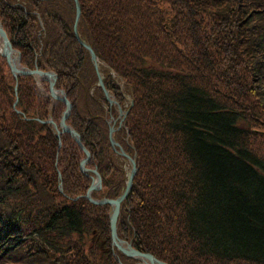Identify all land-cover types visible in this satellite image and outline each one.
Wrapping results in <instances>:
<instances>
[{"label": "trees", "instance_id": "obj_1", "mask_svg": "<svg viewBox=\"0 0 264 264\" xmlns=\"http://www.w3.org/2000/svg\"><path fill=\"white\" fill-rule=\"evenodd\" d=\"M78 2L116 104L74 35V0H0L20 66L56 75L90 154L81 171L83 152L46 122L64 104L0 56V264H140L112 248L111 207L84 198L90 170L94 199L123 192L120 149L137 171L119 239L166 264H264V0Z\"/></svg>", "mask_w": 264, "mask_h": 264}, {"label": "water", "instance_id": "obj_2", "mask_svg": "<svg viewBox=\"0 0 264 264\" xmlns=\"http://www.w3.org/2000/svg\"><path fill=\"white\" fill-rule=\"evenodd\" d=\"M74 3H75V20H74V25H73L74 35L77 41L89 52L90 59L93 63V66H94V69L97 75L98 85L102 89L106 100L109 102V104H116V102L110 97V95L108 94V91L104 87V84L102 82V77L98 71L97 57L94 51L89 45H87L85 42L81 40L78 34L77 23L80 18L81 10H80V5H79L78 0H74ZM0 42H1L0 56L5 59L6 64L14 78L23 77V76H32V77L41 78V80L46 81L48 83L49 96L54 101L62 102L64 104L65 109L62 113V116L60 118L58 125L55 124L51 119L47 120L46 122L52 125V127L55 130L57 138H59L60 135L62 134H68L73 139V141L76 143V145L80 148V150L84 154V158L80 161V164H79L80 170L86 172L87 169L85 165L89 161L90 154L85 149V147L81 144L78 133L75 130H73L69 125L66 124V120L69 117L70 111L72 109V105L66 98V95L63 93V91L57 90L55 88L56 75L52 72L41 71L37 68L30 70V69L21 67L20 66V53L12 48V45L7 35L5 34L1 23H0ZM118 110H119V117H121L123 113L119 107H118ZM17 113H20V111H17ZM121 121H123V118ZM113 133H114V127L111 126L109 129L108 138H109L111 147L115 149V147L118 146V143L114 140ZM120 153L128 159L130 166H131L123 192L116 199L102 198L98 200V199L92 198L90 195L91 192L101 190L102 182H101V177L98 174V172L96 170H90L91 173L94 175V177L92 178L91 184L87 189L85 197L88 199L90 203L94 205H108L111 207V210L109 213L110 240H111L112 246L118 252H120L121 254H123L124 256L128 258H132L140 262V264H166L162 261H159L158 259H156L153 255L149 253H143L141 251H138L132 248L129 244H126L124 241L119 239L117 236V220H118V216L120 213V205L128 197L131 191L134 176L137 171L135 161L132 158H129L121 149H120Z\"/></svg>", "mask_w": 264, "mask_h": 264}, {"label": "rangeland", "instance_id": "obj_3", "mask_svg": "<svg viewBox=\"0 0 264 264\" xmlns=\"http://www.w3.org/2000/svg\"><path fill=\"white\" fill-rule=\"evenodd\" d=\"M3 59V62H4V64L6 63V61H5V59L4 58H2ZM37 79H38V82H36L37 81ZM33 80H34V87L36 88V91H37V94H38V96L39 97H41V102L43 103V102H45L46 101V99H47V101H48V99L50 98V96H49V92H48V83L46 82V81H43V80H41V78H39V77H33ZM36 83H38L39 84V86L40 87H37L35 84ZM16 100L17 99H15V102H16ZM50 101H51V103L53 104L54 103V101L52 100V99H50ZM15 102H14V104H15ZM15 106V105H14ZM129 163V162H128ZM130 164H128L127 166H126V168H127V172H128V174H129V171H130ZM102 189V188H101ZM92 193V192H91ZM91 195V194H90ZM86 196V194L84 195V198H86L85 197ZM92 197V196H91ZM93 198V197H92ZM87 199V198H86ZM88 200V199H87ZM89 202V201H88ZM90 203V202H89ZM111 209V208H110ZM97 239H98V237L97 236H94V235H90V236H87L86 237V239H85V241H86V245H87V248H89L91 245H96L97 244ZM112 245V244H111ZM87 248H86V250H87ZM112 248H114L113 246H112ZM96 253V256H99L100 255V253L99 252H95ZM115 255V254H114Z\"/></svg>", "mask_w": 264, "mask_h": 264}, {"label": "bare ground", "instance_id": "obj_4", "mask_svg": "<svg viewBox=\"0 0 264 264\" xmlns=\"http://www.w3.org/2000/svg\"><path fill=\"white\" fill-rule=\"evenodd\" d=\"M0 45H1V42H0ZM36 82H38V79H37ZM36 86H37V87H40L38 83H36ZM60 190H61V189H60Z\"/></svg>", "mask_w": 264, "mask_h": 264}]
</instances>
